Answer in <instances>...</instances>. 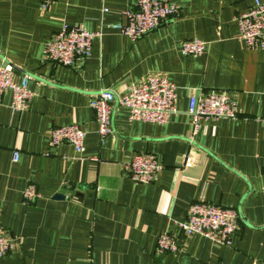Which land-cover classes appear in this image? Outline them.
Wrapping results in <instances>:
<instances>
[{
	"label": "crops",
	"instance_id": "1",
	"mask_svg": "<svg viewBox=\"0 0 264 264\" xmlns=\"http://www.w3.org/2000/svg\"><path fill=\"white\" fill-rule=\"evenodd\" d=\"M136 1L54 0L42 10V0H0V64L29 75L33 94L18 114L9 91L0 101V226L14 240L0 264H264V49H247L235 22L253 0H169L177 16L131 41L113 25ZM64 25L98 34L74 68L42 61ZM192 39L204 52L183 56L181 43ZM153 74L176 88V113L159 125L115 107L100 141L93 95L123 93ZM212 91L229 93L238 117L193 132L188 101ZM69 125L85 131L80 153L49 143L51 129ZM142 153L162 166L150 184L125 173ZM28 184L38 198L25 203ZM199 199L237 211L230 247L180 234L175 223ZM164 231L177 237V253L155 254Z\"/></svg>",
	"mask_w": 264,
	"mask_h": 264
},
{
	"label": "built area",
	"instance_id": "2",
	"mask_svg": "<svg viewBox=\"0 0 264 264\" xmlns=\"http://www.w3.org/2000/svg\"><path fill=\"white\" fill-rule=\"evenodd\" d=\"M54 0H42L41 9L46 10ZM106 12V10H102ZM179 7L169 0H137L134 5L121 13L124 23L113 25V29L131 41L145 36L157 29L168 19L176 17ZM238 28L237 39L249 50L264 49V0H253V5L235 18ZM92 34L84 27L64 25L44 45L42 61L64 68H74L78 60L91 54ZM204 43L192 39L181 43L183 56L197 57L204 52ZM30 76H17L13 67L0 64V101L10 92L9 105L13 113H22L28 107L33 94L27 89ZM94 113L97 135L100 141L111 134V116L115 107L128 112L129 121L150 124H166L177 111L176 88L163 75H147L123 93L103 90L90 100ZM188 116L193 132L201 122L236 119L238 111L231 95L227 92L212 91L198 98L190 97ZM264 120V114L262 115ZM85 131L77 125L58 127L49 132L52 147L70 145L76 153L83 151ZM19 153H12V162L18 160ZM162 166L154 155L142 153L132 155L125 165L127 177L136 184H150L157 180ZM23 200L29 203L38 198L35 187L28 184L23 192ZM184 237L199 236L218 246L230 247L232 237L238 227L237 211L231 208L208 203L203 199L193 202L183 222L175 223ZM178 239L170 231H164L156 239L155 254H175L179 251ZM14 240L8 238L0 226V258L10 253Z\"/></svg>",
	"mask_w": 264,
	"mask_h": 264
}]
</instances>
